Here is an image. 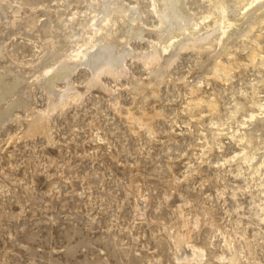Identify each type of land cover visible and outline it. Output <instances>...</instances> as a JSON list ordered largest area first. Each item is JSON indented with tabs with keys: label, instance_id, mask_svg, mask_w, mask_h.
<instances>
[{
	"label": "rangeland",
	"instance_id": "374dc122",
	"mask_svg": "<svg viewBox=\"0 0 264 264\" xmlns=\"http://www.w3.org/2000/svg\"><path fill=\"white\" fill-rule=\"evenodd\" d=\"M10 1L33 8L39 7V10L43 9L42 11L46 8L63 10L69 4V0ZM130 3L144 13L143 20L148 25V30L141 38L131 41L130 49L133 48L131 50L135 51V55L138 52L139 55L140 52L145 54L151 50L152 41L157 39V33L153 29L157 19L151 12L150 0H132ZM186 3L188 8L199 16L210 9L208 0H186ZM0 13L1 17V7ZM24 36L17 35L16 39L12 37V40H8V44L7 42L2 44L8 50L3 62L8 63L12 60L10 67L13 61H17L14 64L25 67L43 60L42 48L35 44V41H29L27 36L25 38ZM239 40L237 47H242L243 43L238 42ZM218 50L221 51L220 48ZM221 52L217 51L213 54L218 55ZM198 54L195 50L182 53L170 69V81L159 88L158 100L154 103V108L160 115L153 121L159 135L154 141L149 140L143 129L136 134L125 115L116 107L110 106L106 93L99 88L88 92L83 102L71 105L63 114L57 111L52 115L49 129L53 142L44 134L11 141V137L21 136L22 121L30 120L25 107H23L25 112L22 107H19L20 110L15 109V114L21 115H18L21 121L8 120L10 122L6 121L0 129V264H178L175 260L176 248L168 228L177 219L182 221L174 207V204L178 203L175 201L181 198L190 200L191 205L188 206L187 211L193 214L198 213L201 216L203 207L214 212L217 222L238 239L242 256H245L241 264H252L247 261V257L251 262L264 264V223L260 222L257 213L261 212L254 203L258 196L254 191L255 183L252 182L251 186L246 184L251 175L245 163H242L243 170L240 176L235 161L227 163L231 165H225L222 170L206 163L207 165L205 164L201 169L202 173L195 174L196 176L194 175L188 182L177 183L179 186L175 184L177 180L174 174L168 169L169 162L177 161L175 164L180 168L176 167V171L177 176H180V172L184 171L183 164L187 162L185 155L189 147L196 144L197 128L172 140L166 138V133L172 132L169 119L177 117V104L182 97V92L175 81L182 80L195 71L198 67L197 62L202 61L201 54L200 57ZM131 58L133 57L130 56L129 59L127 57L125 63L130 72L127 78L123 77L119 81L110 75H104L103 80L101 79L103 85H108L109 89L120 95L119 102L123 111L130 107L135 108L134 96L128 90L132 87V80L135 77L136 79L148 77L143 61L136 57ZM221 58L224 59L223 61L227 58L229 60L225 54ZM227 60L225 62H228ZM261 63L262 61L258 60L257 65L248 68L240 65L241 73L232 80L230 90H226L221 80L211 82L213 93L217 94L224 115H229L230 111L236 108L235 103L247 92L248 86H253L264 79V70L258 66ZM199 68H202V65ZM87 70L85 67L78 70L71 78V83L83 88L90 78V71ZM196 74L199 77L200 71L198 70ZM196 77L193 80L198 78ZM58 87L65 89V82L59 81ZM40 88L39 85L33 88L35 101L33 100L32 105L36 110L46 108L48 103L46 91ZM149 109L152 111V106ZM210 116L205 118L204 124H209L210 118L216 119L215 121L220 119V115ZM179 117L176 120L184 123L189 120L186 114ZM207 132L209 141L214 142L215 132L211 129ZM98 135L105 136L107 141L97 144ZM99 144L102 150L97 148ZM89 146H92L94 151ZM99 149L100 152L103 150L105 152L100 154ZM4 159L7 162H4ZM181 159L183 162H180ZM117 164H120V167L119 165L117 167ZM203 175L219 182L213 192L206 191L205 186L209 183L204 181ZM122 181L127 184L124 186ZM260 181L261 179L256 176L255 182ZM225 184H238L242 191L237 197H233V190L228 187L224 198L219 197V191H222ZM127 185L129 186L126 187ZM253 193L254 197H252ZM148 194H150L149 199ZM141 195L145 196L147 203L144 217L137 215L138 207L144 204L141 201H145L144 196L140 199ZM200 226V232L198 230L195 232L193 242L207 251V262L204 263L222 264L216 260V256L221 252L214 249L211 244L217 240L215 231L210 225L205 224L204 219L201 220Z\"/></svg>",
	"mask_w": 264,
	"mask_h": 264
},
{
	"label": "bare ground",
	"instance_id": "6f19581e",
	"mask_svg": "<svg viewBox=\"0 0 264 264\" xmlns=\"http://www.w3.org/2000/svg\"><path fill=\"white\" fill-rule=\"evenodd\" d=\"M208 1L210 9L199 16L188 8L186 0H150L151 12L157 19L153 28L157 33V39L152 41L149 52L145 54L140 52V55L139 52L136 55L134 54L135 51L131 50L133 48L130 49V44L133 39L141 38L142 34L148 30V25L143 20L144 13L136 6H132L128 0H69L68 6L63 10H60L61 8L45 7V11H42L43 9L39 10V7H29L16 1H0L2 9L0 17V129L8 120L20 122L21 118L18 116L20 114H15V109L18 110L19 107H22L23 110V107H25L29 118L26 117L30 120L22 121L21 136L11 137L10 140L44 134L49 141H52L49 129V120L52 115L57 111L63 114L68 107L81 102L88 92L99 88V90L101 89L106 93L111 103L110 106L116 107L121 114L125 115L136 134H139L143 129L149 140L154 141L158 139L159 135L153 125L154 119H157L160 115L154 108V103H157L158 100L159 88L162 87V84L170 81V69L182 53L189 50L198 51L202 56V61L197 62L198 67H195V71L184 79L175 81L182 92V97L177 104V117L169 119L172 132L166 133V138L172 140L179 138L185 132H193L192 130L197 128L196 144L189 147V151L185 155L187 162L183 164L184 171H179L180 176H177L176 167L179 166L175 164L176 160V162H169L168 169L171 170L170 172L174 174L177 180L175 184H181L182 181L188 182L193 179V176L200 173L206 163L222 170V167L227 163L235 161L238 167V176L242 175V163H245L249 167V174L251 175L246 184L251 186L252 182L255 183L254 191L258 193V196L254 203L258 205L261 212L257 213V216L260 222L264 223V79L253 86H248L247 92L242 93L241 97L238 96V101L235 103L236 108L232 109L229 115L223 114L224 111L222 112L220 109L218 96L213 93L211 87L212 81L221 80L224 82L226 90L232 89V80L241 73V71L239 72L240 65L248 68L257 65L258 60H261L262 63L258 66L264 70V0ZM17 35H25L29 41H35V44L43 50L44 55L43 58L41 57L43 60L36 62L35 65L31 66L29 64L30 66L25 67L14 64L17 61H13L12 67H10L12 60L8 63L3 62L8 50L2 44L4 42L6 44L8 40L12 37L15 38ZM238 39H240L238 42L243 43L242 47H237ZM216 50L221 53H218V55L213 54L217 52ZM223 54L229 57V60L226 59L228 62L222 60L221 56ZM130 56L133 57L131 59L136 57V59L143 61L148 77L145 79L133 78L132 87L128 90L134 96L135 108L130 107L123 111L119 102L120 95L109 89L107 84V86L103 85L101 79L104 75H110L116 80L123 77L127 78L130 72H128L125 63L127 57L129 59ZM210 57L213 61L210 60ZM200 65H202V68H199ZM82 67L88 69L87 72L90 71V78L87 79V84L80 88L71 83V78ZM198 70L200 71L199 77L196 74ZM131 75L129 76L131 77ZM194 75H197L198 78ZM194 77L197 79L193 80ZM59 81L65 82V89L64 87H58ZM36 85L41 86L40 89H44L47 93L46 97H48L47 107L42 110H36L32 105L33 100L35 101L33 88H37ZM150 106H152V111H149ZM182 114L189 116L188 122L184 123L176 120ZM210 115L214 117L220 115L219 121L210 118L209 124H204L205 118ZM97 125H95L96 128ZM210 129L215 132V140L212 143L209 141L207 134ZM105 141H107L105 136L98 135L97 144ZM97 146V148L102 147L100 144ZM89 147L92 148V146ZM92 150L94 151V148ZM104 150L102 152H105ZM98 151V153H102L100 149ZM86 152H88L87 149ZM182 159L180 162H183ZM118 165L120 167V164H117V167ZM123 175L126 176V174ZM136 176L139 177V175ZM256 176L261 179L259 183L255 182ZM203 179L209 183H207V186L203 185L206 191L213 192L219 183L206 175H203ZM122 182L124 186L127 184L125 181ZM134 183L136 184V181ZM60 187L62 188V186ZM64 187L66 188V185ZM228 187L232 188L233 197H237L239 192L242 191L241 186L238 184H225L222 191H219L220 194L218 193L219 197L224 196ZM69 188H71V185ZM173 190H175L174 187ZM143 196L141 195L140 199ZM212 196H214L213 193ZM132 197H135V195ZM252 197H254V193ZM144 200L141 203L144 202L145 205L143 203V206L138 207L137 205V215L140 217L146 215V198ZM176 202L178 203L174 204V207L182 221L180 222L177 219L168 229L170 238L176 248L175 260L178 264H203L207 262V251L193 242L195 232L197 230L200 232L202 219L216 233L217 240L211 244L214 249L221 252L216 256L217 262L241 264L245 256H242L238 239L226 230L225 226L223 227L217 222L212 210L203 207L200 216L198 213L193 214L191 211H187L188 206L191 205L190 200L187 198L178 199ZM247 261L252 264H263L254 260V262H251L248 257Z\"/></svg>",
	"mask_w": 264,
	"mask_h": 264
}]
</instances>
